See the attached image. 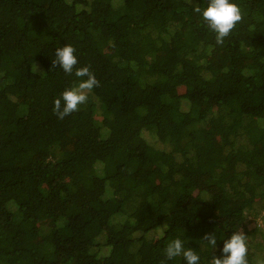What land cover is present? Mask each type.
I'll list each match as a JSON object with an SVG mask.
<instances>
[{
    "label": "trees",
    "instance_id": "1",
    "mask_svg": "<svg viewBox=\"0 0 264 264\" xmlns=\"http://www.w3.org/2000/svg\"><path fill=\"white\" fill-rule=\"evenodd\" d=\"M237 3L217 44L207 0H0V264H184L176 238L209 264L214 230L264 264V0Z\"/></svg>",
    "mask_w": 264,
    "mask_h": 264
},
{
    "label": "clouds",
    "instance_id": "2",
    "mask_svg": "<svg viewBox=\"0 0 264 264\" xmlns=\"http://www.w3.org/2000/svg\"><path fill=\"white\" fill-rule=\"evenodd\" d=\"M194 11L199 14L210 31L215 33L217 44H223L230 35L236 24L241 21L243 12L237 0H207L205 7H196ZM78 63L75 48L66 43L55 49L52 59L53 67L58 66L65 74H73L74 66ZM38 65L34 67L37 72ZM78 82L66 87L54 100L53 111L63 119L65 116L77 111L80 105L86 103L88 94L99 84L94 73L87 66L75 69ZM222 239L220 255L210 258L209 264H248V245L246 235L239 230H234L231 235H217L216 230L207 232L203 236L206 245L214 250L217 248L218 240ZM167 260L183 257L184 264H201V255L191 247H185L181 238H176L167 243L164 249Z\"/></svg>",
    "mask_w": 264,
    "mask_h": 264
},
{
    "label": "rangeland",
    "instance_id": "3",
    "mask_svg": "<svg viewBox=\"0 0 264 264\" xmlns=\"http://www.w3.org/2000/svg\"><path fill=\"white\" fill-rule=\"evenodd\" d=\"M159 230H161V231H162V228H160ZM155 238H158V235H156V236H155Z\"/></svg>",
    "mask_w": 264,
    "mask_h": 264
}]
</instances>
